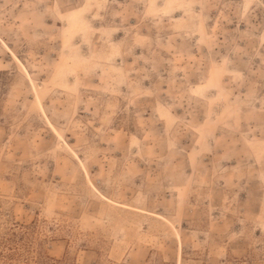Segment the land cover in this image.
<instances>
[{"label": "rangeland", "instance_id": "374dc122", "mask_svg": "<svg viewBox=\"0 0 264 264\" xmlns=\"http://www.w3.org/2000/svg\"><path fill=\"white\" fill-rule=\"evenodd\" d=\"M0 264H264V0H0Z\"/></svg>", "mask_w": 264, "mask_h": 264}, {"label": "trees", "instance_id": "16d2710c", "mask_svg": "<svg viewBox=\"0 0 264 264\" xmlns=\"http://www.w3.org/2000/svg\"><path fill=\"white\" fill-rule=\"evenodd\" d=\"M10 241V240H9ZM15 257L14 253H9L8 255H6V259H9V260H13V258Z\"/></svg>", "mask_w": 264, "mask_h": 264}, {"label": "bare ground", "instance_id": "6f19581e", "mask_svg": "<svg viewBox=\"0 0 264 264\" xmlns=\"http://www.w3.org/2000/svg\"><path fill=\"white\" fill-rule=\"evenodd\" d=\"M3 45H4V44H3ZM5 47H6V46H5ZM7 50H8V48H7ZM34 88H35V87H34ZM47 122H48V121H47ZM64 144H65V143H64ZM103 199L107 200V199H106V198H104V197H103ZM107 201H109V200H107ZM149 214H150V213H149ZM170 225H171V224H170ZM178 259H179V258H178Z\"/></svg>", "mask_w": 264, "mask_h": 264}]
</instances>
